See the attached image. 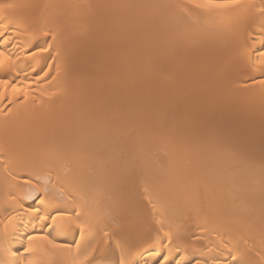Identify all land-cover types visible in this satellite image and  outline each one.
Returning <instances> with one entry per match:
<instances>
[{"label":"bare ground","instance_id":"6f19581e","mask_svg":"<svg viewBox=\"0 0 264 264\" xmlns=\"http://www.w3.org/2000/svg\"><path fill=\"white\" fill-rule=\"evenodd\" d=\"M29 2L0 9V261L264 264V0L195 47L134 6L163 0Z\"/></svg>","mask_w":264,"mask_h":264},{"label":"snow or ice","instance_id":"6c2138e0","mask_svg":"<svg viewBox=\"0 0 264 264\" xmlns=\"http://www.w3.org/2000/svg\"><path fill=\"white\" fill-rule=\"evenodd\" d=\"M134 6L146 8H172L178 10L187 22L185 33L180 39V43L186 47H195L198 45L201 36L200 21L202 19L221 24L232 19L243 21L254 7L251 0H163V2L159 3L145 2ZM32 7H35V5L30 3L29 0H20V2L17 3H0V9L9 8L22 10ZM261 55H264V53ZM3 60L4 53L0 52V65L3 64ZM59 71L60 69L58 67V73ZM64 71L66 75L70 76L71 69L68 65L64 66ZM0 83H4V81H0ZM259 83L264 85V80H260ZM77 215H79V213H77ZM41 219L44 218L42 217ZM104 237H110L109 231H104ZM29 239H35V237H29ZM40 239H43V237H40ZM48 245L50 250L44 253L48 264H59L58 257L62 254L67 245L57 243L53 240H48ZM176 251H180L178 246L176 247ZM24 252L31 253L33 249L28 247L24 249ZM81 255L84 256L83 253ZM91 255V252L87 253V256ZM87 256H84V258H87ZM232 259L235 260L236 257H232ZM0 264H5V262L0 261ZM11 264H15V260H13ZM29 264H35V262L29 261ZM160 264H183V261L172 259L171 253H169V255L162 257ZM195 264H202V262L196 260ZM204 264H206V262H204Z\"/></svg>","mask_w":264,"mask_h":264},{"label":"rangeland","instance_id":"374dc122","mask_svg":"<svg viewBox=\"0 0 264 264\" xmlns=\"http://www.w3.org/2000/svg\"><path fill=\"white\" fill-rule=\"evenodd\" d=\"M92 51H93V50H92ZM92 51H90V53H91ZM87 54H88V53H85L86 56H85V55L83 56V59H82L83 64H85V63H86V59H88V58H87ZM91 54H93V53H91ZM89 55H90V54H89ZM93 55H95V56H94V59H95V57H96V60H97V59H100V58L102 59L101 56L98 57L96 54H93ZM91 57H92V56H91ZM92 58H93V57H92ZM101 59H100V60H101ZM87 61H88V60H87ZM93 61H94V60H93ZM99 62H100V61H99ZM91 63H92V62H91ZM91 63H89V64L91 65ZM95 63H96V61L94 62V64H95ZM102 63H103V61H101L100 64H102ZM98 64H99V63H98ZM98 64H96L95 68L98 66ZM85 66H86V65H83V68H84V69H85ZM100 66H101V65H99L98 67L101 68ZM86 67H87V66H86ZM88 67H89V65H88ZM92 67H93V64H92ZM92 67L90 66V70H92V69L94 68V67H93V68H92ZM98 67H97V69L94 68V69H95L94 72H93V70H92V72H91L90 70H87V71L90 73V76H93V75H94L93 77H96L95 75H96L97 72H95V71H96V70L98 71V69H99ZM91 68H92V69H91ZM86 69H88V68H86ZM87 71H86V73H87L86 75L89 76V74H88ZM98 72H100V70H99ZM93 73H95V74H93ZM92 74H93V75H92ZM98 75H99V74H97V77H98ZM140 93H141L142 95H141ZM135 95H136V97H135V100H134V101H136V98H137V97H138V98H139V97H142V98H140V100L137 99V101H143V100H141V99L146 98V97H143V92H139V94L136 93ZM139 95H141V96H139ZM144 95H145V94H144ZM236 125H237V127L240 126V125H238V124H236ZM236 125H233V126L236 127ZM241 125H244V124H241Z\"/></svg>","mask_w":264,"mask_h":264}]
</instances>
